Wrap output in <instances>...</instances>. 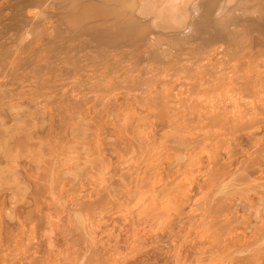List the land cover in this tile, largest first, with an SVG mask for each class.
Returning a JSON list of instances; mask_svg holds the SVG:
<instances>
[{
  "label": "bare ground",
  "instance_id": "obj_1",
  "mask_svg": "<svg viewBox=\"0 0 264 264\" xmlns=\"http://www.w3.org/2000/svg\"><path fill=\"white\" fill-rule=\"evenodd\" d=\"M9 3L0 264H264V0Z\"/></svg>",
  "mask_w": 264,
  "mask_h": 264
},
{
  "label": "rangeland",
  "instance_id": "obj_2",
  "mask_svg": "<svg viewBox=\"0 0 264 264\" xmlns=\"http://www.w3.org/2000/svg\"><path fill=\"white\" fill-rule=\"evenodd\" d=\"M0 1H1V2H0V5H2V4H3V5H4V4H7V5L10 4V3H9V0H8V1H7V0H6V1H4V0H0ZM6 12L8 13V10H6ZM7 13H6L5 15H3V17H5V16L7 15ZM3 78H4V77H3ZM3 78H2V79H3ZM7 78H8V77H7ZM68 79H70V77H69ZM0 80H1V78H0ZM4 80H6V78H4V79L1 81L2 84H3V85L6 84L8 87H11V84L9 85V83L11 82V81H10V78L8 79V81H6L8 84H7ZM3 81H4V82H3ZM22 81H23V80H22ZM22 81H21V82H22ZM1 82H0V83H1ZM21 82H20V83H21ZM4 83H5V84H4ZM12 83H13V82H12ZM12 87H13V85H12Z\"/></svg>",
  "mask_w": 264,
  "mask_h": 264
}]
</instances>
